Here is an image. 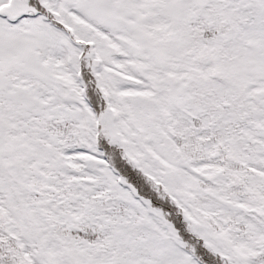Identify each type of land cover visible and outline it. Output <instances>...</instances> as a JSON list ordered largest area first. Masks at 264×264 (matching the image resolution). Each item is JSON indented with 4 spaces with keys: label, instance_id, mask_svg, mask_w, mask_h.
<instances>
[{
    "label": "snow or ice",
    "instance_id": "snow-or-ice-1",
    "mask_svg": "<svg viewBox=\"0 0 264 264\" xmlns=\"http://www.w3.org/2000/svg\"><path fill=\"white\" fill-rule=\"evenodd\" d=\"M0 264H264V0H0Z\"/></svg>",
    "mask_w": 264,
    "mask_h": 264
}]
</instances>
